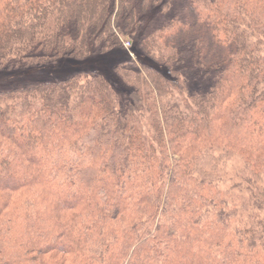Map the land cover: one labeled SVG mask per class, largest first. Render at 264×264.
<instances>
[{"label": "trees", "instance_id": "obj_1", "mask_svg": "<svg viewBox=\"0 0 264 264\" xmlns=\"http://www.w3.org/2000/svg\"><path fill=\"white\" fill-rule=\"evenodd\" d=\"M263 45L264 0H0V70L129 55L0 90V264H264Z\"/></svg>", "mask_w": 264, "mask_h": 264}, {"label": "rangeland", "instance_id": "obj_2", "mask_svg": "<svg viewBox=\"0 0 264 264\" xmlns=\"http://www.w3.org/2000/svg\"><path fill=\"white\" fill-rule=\"evenodd\" d=\"M130 51L135 55L136 59L141 62H146L144 58L139 56V51L135 38L131 37ZM127 38L122 37L124 43H128ZM264 46V45H263ZM262 49L264 47H261ZM264 53V50L261 51ZM129 60V55L127 50L124 48H115L107 53L103 54H91L83 59H75L71 57H63L57 60L55 63L42 66V67H32L26 69H17L4 71L0 70V90L12 88L18 86L24 82H50L57 79H65L77 73H89L96 72L100 74L109 83H117V79L113 74V66L117 63H125ZM134 60V66L126 65L129 69L139 70L138 61ZM118 84V83H117ZM172 98L178 100L181 98L179 94L172 93ZM167 99H170L168 97ZM166 98H164V101ZM147 115H144L143 119L140 121L141 128L143 132H149L150 128L148 126ZM209 157H211V165L217 166V177L221 181L219 187L230 193L229 201L232 205H237L241 208L242 205L246 204L249 199V193L246 191V185L244 178L250 175L245 169L244 159L238 155L226 156L223 151L219 149H212L209 152ZM212 159L214 161H212ZM262 182L259 184L264 187V175L260 176ZM237 185V188L231 189L232 186ZM260 187V188H261ZM251 210H240L238 214V221L241 223L249 222L251 219L248 215ZM249 220V221H248ZM240 223V224H241Z\"/></svg>", "mask_w": 264, "mask_h": 264}, {"label": "built area", "instance_id": "obj_3", "mask_svg": "<svg viewBox=\"0 0 264 264\" xmlns=\"http://www.w3.org/2000/svg\"><path fill=\"white\" fill-rule=\"evenodd\" d=\"M129 46H130L129 43H124L125 48H129Z\"/></svg>", "mask_w": 264, "mask_h": 264}]
</instances>
